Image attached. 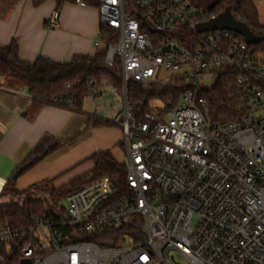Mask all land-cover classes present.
I'll return each instance as SVG.
<instances>
[{"label":"built area","instance_id":"obj_1","mask_svg":"<svg viewBox=\"0 0 264 264\" xmlns=\"http://www.w3.org/2000/svg\"><path fill=\"white\" fill-rule=\"evenodd\" d=\"M97 9L118 38L106 62L122 74L123 93L109 88L124 99L114 124L124 133L125 189L98 179L30 227L0 225V264L13 252L31 264H264V57L236 32L199 33L219 14L191 0H99ZM225 70L236 75L235 111L214 120L202 94ZM131 81L175 86L178 99L137 120ZM104 94L94 87L88 97Z\"/></svg>","mask_w":264,"mask_h":264},{"label":"trees","instance_id":"obj_2","mask_svg":"<svg viewBox=\"0 0 264 264\" xmlns=\"http://www.w3.org/2000/svg\"><path fill=\"white\" fill-rule=\"evenodd\" d=\"M19 1L21 0H0L9 5H15ZM46 1L32 0L34 7H39ZM55 1L59 10L66 4H76L80 0ZM82 1L96 7L99 2V0ZM256 1L258 0H219L210 12L220 14L226 10L230 11L235 19L244 23L253 35L260 39L259 43L248 44V46L259 56L264 57V25L259 23ZM101 38L103 47L94 56L76 55L72 60L63 63L43 57H39L34 63L24 62L19 57V47L14 40L8 46H0V77L25 85L38 109L54 105L82 112L84 101L94 87L99 88L107 84L117 88L120 94L123 93L121 71L106 62L107 47L117 42L118 38L112 31L105 28L101 29ZM223 73L214 86L202 94L210 106L214 120L231 118L235 111L229 82L235 79L236 75L230 70H225ZM178 91L175 86L144 87L140 83L131 81L127 84V100L134 105L135 118L141 120L149 111L147 105L150 100L157 98L166 101L170 96L177 100L176 92ZM69 103H72L73 108H69ZM88 122L93 126H112L110 122L95 120L91 117ZM72 142L73 139L62 140L50 135L44 136L17 169V171L23 169L18 179ZM89 160L93 167L62 187H55L52 180H46L41 185H33L20 191L16 188L18 179L15 180L13 177L9 179L0 192V197L11 199L9 203L0 204V225L8 224L14 229H24L33 225L36 220L50 216L52 207L45 200L35 197L34 193L47 195L51 203L60 206L69 194L102 178L112 182L119 192L124 191L127 169L124 163L116 161L111 151L98 152ZM61 210L63 211L64 208ZM129 231L130 229L123 228L117 232V235L119 237ZM7 262V264H21V258L17 252H13L7 256Z\"/></svg>","mask_w":264,"mask_h":264},{"label":"crops","instance_id":"obj_3","mask_svg":"<svg viewBox=\"0 0 264 264\" xmlns=\"http://www.w3.org/2000/svg\"><path fill=\"white\" fill-rule=\"evenodd\" d=\"M55 11L60 14L59 27L50 29ZM101 29L96 6L66 4L57 10L55 0L39 7L32 0L15 5L0 2V46L15 40L20 59L27 63L39 57L63 63L76 55L94 56L103 47ZM89 98L82 112L54 105L38 109L25 85L0 77V192L46 135L73 142L24 173L17 180L18 190L41 180L62 187L88 172L93 167L89 158L98 152L111 151L117 162L124 163L126 147L122 161L116 152L117 147L124 149L121 126L113 125L111 116L84 112ZM90 117L112 126L90 125Z\"/></svg>","mask_w":264,"mask_h":264},{"label":"rangeland","instance_id":"obj_4","mask_svg":"<svg viewBox=\"0 0 264 264\" xmlns=\"http://www.w3.org/2000/svg\"><path fill=\"white\" fill-rule=\"evenodd\" d=\"M191 1L193 2L195 9L202 12V11L211 10L219 0H191ZM255 6H256V9L258 12L259 23L264 25V0L256 1ZM105 86H110V85L106 84V85L102 86L101 88H105ZM144 87H146V86H144ZM160 102H162V103H160ZM165 102L166 101H163V100L160 101V99H157V98L150 100L148 102V105H147V108L149 110L147 113H150L151 111L153 112L152 108L158 109L160 107H163ZM123 110H124V99L123 98H115L112 95L109 87L105 88V94L103 96H100L97 98L87 99V101L85 103V108H84V112H88L91 114H97L98 116L103 117V118L105 115L111 116L112 118L110 119V121H115L117 118V114L123 113ZM122 146L124 149H121L119 147H117V149H116L117 157L120 161L123 160V153L125 151V139H124V137H123V145ZM44 181H46V180L38 181V182L32 184L31 186L41 185L44 183ZM29 187H26L25 189H28ZM25 189H22L20 191H23ZM34 196L37 198H41V199L45 200L47 202V204H49V206H51L53 209H59L61 211L58 204L51 203V201L49 200V197L47 195H41L39 193H34ZM10 201H11V199H9V198L0 197V204H6V203H9ZM119 246H124V244L122 242H120Z\"/></svg>","mask_w":264,"mask_h":264},{"label":"water","instance_id":"obj_5","mask_svg":"<svg viewBox=\"0 0 264 264\" xmlns=\"http://www.w3.org/2000/svg\"><path fill=\"white\" fill-rule=\"evenodd\" d=\"M214 30H230L236 32L244 37V40L247 44H257L260 42V39L253 35V33L244 23L237 21L228 10L220 13L216 19L197 26V31L199 33ZM22 170L23 169L18 170L13 176V179H18ZM60 206L62 208H67L66 201L61 202ZM104 246L112 247L113 244L111 242H105ZM21 264H31V261L22 260Z\"/></svg>","mask_w":264,"mask_h":264}]
</instances>
